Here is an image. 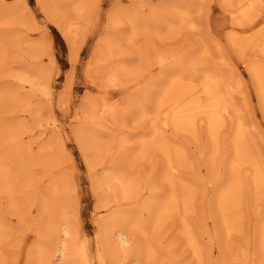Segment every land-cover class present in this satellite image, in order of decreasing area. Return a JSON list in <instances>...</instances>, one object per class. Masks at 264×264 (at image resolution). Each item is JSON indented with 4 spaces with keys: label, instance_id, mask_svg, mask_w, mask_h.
Returning <instances> with one entry per match:
<instances>
[{
    "label": "bare ground",
    "instance_id": "6f19581e",
    "mask_svg": "<svg viewBox=\"0 0 264 264\" xmlns=\"http://www.w3.org/2000/svg\"><path fill=\"white\" fill-rule=\"evenodd\" d=\"M34 1L45 20L64 40L69 61L76 62L87 37V31L79 29L81 19L94 7L99 9L98 0ZM4 2L0 0V18L17 17L37 24L26 0ZM215 3L229 19L228 27L231 28L225 34L227 45L223 46L243 64L264 116V0H194L192 5L196 17L207 18L210 6ZM105 15L113 29L105 33L92 54L101 64L114 58L117 60L112 62L109 71L104 72L105 78L100 83L94 76L95 79L92 78L90 70L86 72L90 82L99 89L124 92L127 84L132 88L139 84L137 77L127 80L130 72L125 60L131 57L127 52L141 58L144 46L136 40L142 36L141 33L156 39H170L186 30L201 32V26L188 4L168 1L149 6L148 12L144 13L139 3L123 5L120 0H114ZM202 22L204 25L203 18ZM162 28L164 34L161 33ZM32 29L40 31V26ZM207 38L211 45L202 43L199 55L210 56L212 51H217L220 55L217 57L218 66L189 64V73H185L164 69L174 64L182 65L184 54L158 55L156 65L159 70H164L153 78L151 70L147 72L151 79L146 83L144 93L148 92L147 99L152 94L151 107L146 109L145 104H132L129 111L132 121L144 123L147 131L138 139L134 149L122 148L112 173L98 181V188L104 192L96 200L93 214L97 226L95 238L99 264H106V261L110 264H156L160 252L156 235H163L161 233L167 230H170L172 239L170 245H175L166 252L161 264H182L174 258L183 252L188 254L185 257L192 264H205L207 257L210 264H229L222 258L225 253L233 254L230 264H264V162L256 148L259 141L249 124L244 122L235 102L236 96L243 93L240 72L223 57L224 49L219 42L210 36ZM49 45L50 38L46 32L35 42H29L21 33L15 37L12 31L0 38V66L13 47H19L35 59L34 63H21L12 76L21 91L2 87L4 84L0 83V114H11L17 108L31 116L39 115V109L29 102L34 93L29 96L22 91L24 86H28L31 92L38 91L42 97L49 95L47 73L57 68L54 56L48 53ZM43 55L48 57L47 64L40 62ZM120 56L122 64H117ZM66 78L69 80V76ZM134 94L124 95L122 99H130ZM84 99L87 105L84 117L89 125L80 129V135L75 133V141L86 167L90 169L86 156L103 153V135H99V130L110 129L103 121L106 117L114 120L117 111L112 101L110 105H97L93 96ZM59 106L65 107L63 103ZM2 119L0 116V264H89L85 242L77 243L78 228L72 214L74 206L69 203V190L61 177L52 179L44 188L40 204L35 206L37 214L33 217L28 215L34 207L27 202L28 192L37 188L38 178H34L30 168L36 157L24 143L23 123H15L12 117L10 122ZM46 130L44 128L42 133L60 137L67 135L65 127L60 124L53 123ZM178 137H185L190 143H199L201 138L205 140L199 152L202 153L201 159L205 160L208 175L201 176L187 147L177 143ZM262 139L260 142H264ZM54 141L52 139L50 144ZM48 149L56 158L67 156L62 144L60 147L42 144L38 148L40 154ZM153 155L161 158L158 160L161 164H156L148 173L128 178L119 172L120 168L132 169L139 161ZM68 160L72 162L70 157ZM185 171L191 176L184 177ZM156 181L163 182L167 189L155 192ZM209 184L211 190H208ZM143 190L151 195L149 201L139 204ZM248 192L252 203L262 201L263 207L258 210L257 206V222L252 235L244 232L246 246L241 248L231 236L237 233L238 228L241 231L242 226L248 225L242 207L243 194ZM126 206L129 207L124 208ZM3 210L26 219L18 223L19 232L13 239ZM208 221L213 224L210 232ZM29 234L33 239L26 245ZM9 239L13 243L12 249L6 253L2 246ZM251 243L255 252L248 254ZM232 248L237 250L231 254L226 252ZM215 252L222 257L213 258Z\"/></svg>",
    "mask_w": 264,
    "mask_h": 264
},
{
    "label": "rangeland",
    "instance_id": "374dc122",
    "mask_svg": "<svg viewBox=\"0 0 264 264\" xmlns=\"http://www.w3.org/2000/svg\"><path fill=\"white\" fill-rule=\"evenodd\" d=\"M10 1L12 0H5L4 3L7 4ZM113 1L114 0H98L99 9L94 7L92 12L85 13L83 19H81L79 29L87 31V37L79 51L78 58L74 63L69 61L67 46L59 32L45 20L42 13L36 7L34 0H26V2L30 6L31 13L38 25H33L29 19L28 21H25L22 20L23 18L20 19L17 17L0 18V38L3 37L5 33L12 31L15 37H18L19 33H21L24 36L26 35L29 42H35V40H38V37L44 35L46 32L50 38L48 53L50 52V54L54 56L57 64V68H53L47 73L50 88L47 97H42L38 91L31 92L28 86H24L22 91L29 96L34 93V96L29 99V102L31 105H34L39 109V115L31 116L28 112L20 111V109L18 110L17 108H14V112H11V114H7V112L0 114L3 118L2 120L7 122H10L12 117V119L14 118L13 120L15 123H23L22 125L25 126L24 143L26 147H30L32 156L36 157V160L32 162L30 168L34 173H32L34 178H38L36 182L37 188L28 192L27 202L34 204L33 211L28 215L33 217L37 214L35 206L40 204V196L45 193L44 188L52 179L61 177L69 190V203L74 206V213L72 212V214L74 216L73 219L75 220L74 224L78 228L77 243L80 245L85 242L84 246H86L84 249H86L89 264H99L97 261L98 243H96L95 238L97 226L93 214L96 211L94 209L95 202L104 192L101 188H98V181L107 173H112V168L119 161L122 148L134 149L137 146L138 139L147 131V126L144 123L140 124L132 121L129 111L133 107L132 104H145L146 109L151 107L152 94H150L149 99H147L148 92L144 93L146 83L151 79V77L149 78L147 75L149 69L151 70L153 78L154 76L159 75L161 71L168 68L189 73V64L194 65L198 63L199 65L208 66L215 64L218 66L219 62L217 57L220 55L217 51H212L210 56H201L199 55V52L202 43L207 42L211 45V41L207 38L208 36L219 42L222 50L224 49L222 51L223 57L231 64V66H236V70L240 72L242 76L243 93L236 96L235 102L241 115L244 117V122L249 124L252 129V134L257 141H259L256 148L259 154H261V159L264 162V142H260L263 141L262 137L264 138V116L258 106L254 88L248 75L244 71L243 64L232 51L225 49L223 46L224 44L225 46L227 45L225 34L228 33V30L231 28L228 27L229 19L226 18L224 13H222L218 4L215 3L210 6L207 18L205 16L197 18L193 7L194 0H120V3L123 5H128L134 2L139 3L143 8L144 13L148 12L149 6L165 4L168 1L175 4H188L193 17L196 18L201 26V32L186 30L177 37L170 39H156L154 37H148L146 33H141L142 36L139 35L136 39L139 42V45L144 46V51L140 56L141 58H135V54L133 55L131 52H127L126 54H131V57L125 60L127 70L130 72V76L127 80L137 77L136 82H139V84L133 88L130 87V84H127L128 88L122 92L123 90L96 88V85L90 82L86 73L90 70L89 74L92 78L94 76L96 79H93H95L97 83H100L105 78L104 72L109 71L112 62L117 60L114 58L112 59L113 61L110 60V62L108 61L107 63L104 62L105 64H101L97 62V59L94 58L92 54L93 48L101 41V39H103L105 33L108 31L110 32L113 29L112 26L108 24L109 21L105 15ZM202 18L204 20V25ZM36 26H40V31L32 29V27L35 29ZM161 31L162 34L165 33L164 28H162ZM125 48L127 49L128 47L125 46ZM25 52L19 47H13L9 50L4 64L0 66V83L4 84L2 87L14 88L15 90H17V88L19 89L20 85L12 76L17 72L21 63L30 64L35 62V59L26 55ZM181 54H184L182 65L174 64L172 66H166L161 70L158 69L156 65L158 55L178 56ZM48 61V57L43 55L40 62L41 64H47ZM117 64H122L121 56ZM67 76H69V80L66 78ZM19 91L21 90L19 89ZM133 93L135 94L132 98L128 99L125 97L122 99V96L131 95ZM86 96H93L97 105L105 103L110 105L112 101L117 111L114 120L110 119V117H106L103 121V123H105L110 129L104 131L100 128L101 130H99V135H103H101V142L104 145L103 153L98 156L95 154H88L86 156L89 159L90 169L86 167L84 157L78 150V145L75 141V133H79L82 127L89 125L87 124L88 119L84 117V112L87 110V105L84 101ZM108 98H110V100H108ZM62 103L63 107L65 106L63 109L59 106V104ZM53 123L64 126L67 135L60 137L56 134H53L52 136L51 134H43V129L47 128L48 130ZM52 139H55V141L51 145L50 143ZM177 143L184 144L187 147V152L190 157H192L193 163L199 167L201 176L208 175L205 160L204 158L201 159L202 153L199 152V150H202L200 146H203L205 140L201 138L199 143L195 141L190 143L187 138L178 137ZM42 144H49L53 147H60V144H62L65 148L64 152L67 154L66 158L64 156H58L56 158L52 150L49 149L40 154L38 148ZM69 157L72 159V162H69ZM160 159V157H155V155H153L146 160L139 161L132 169L120 168L119 172L127 175L128 178H133L134 176L139 175V173H148L156 164H161V161H158ZM43 162H46L47 164L43 165ZM221 173L222 172L218 175ZM186 176H191V174L188 171H185L184 177ZM156 183L158 184L154 187L155 192L161 193L167 189L163 182L156 181ZM208 186V190H211V184ZM93 189H95V194ZM149 195L151 194H148L147 191L143 190L140 198V200H142L138 203H146L149 201ZM243 197V214L244 218L248 220V225L246 224V226H242L241 231L238 228L237 233L234 232L231 236L241 248L246 246L244 232L252 235L254 224L257 222L258 214L255 213L256 209H258L257 206H259L258 210H261L263 207L262 201L256 204L252 203L250 192L243 194ZM1 201H4V199ZM4 205L5 201L1 204L2 208H4ZM127 207L129 206L124 208ZM132 207L137 210L134 205ZM3 212L5 215V222L9 224L12 229L13 239L15 233L17 234L19 232L18 223L24 222L26 219L23 220L21 217L18 218V216L10 214L7 210H3ZM207 228L208 232L213 229V224L210 223V221H208ZM161 234L163 235H156V239L160 243V252L156 264H161L165 259L166 252L170 251L172 246L175 245H170V242L172 241L171 236L169 235L170 230ZM222 235L226 236V234ZM32 239L33 236L29 234L25 241L26 245L29 244ZM214 242L216 243V240H214ZM11 244L13 243L9 239L2 246L3 251L6 253L10 252L12 249ZM235 250L237 249H227L226 252H230L231 254V251L234 253ZM252 252H255V248H253L251 243L248 246V254H251ZM187 255L186 252H183L174 259L178 262L181 261L182 264L186 261H188V263L186 262L187 264H192L191 260L185 257ZM232 255L225 253L222 257L215 252L213 258L216 259L222 257L230 264L233 259ZM106 264L110 263L106 261ZM205 264H210L208 257L205 258Z\"/></svg>",
    "mask_w": 264,
    "mask_h": 264
}]
</instances>
